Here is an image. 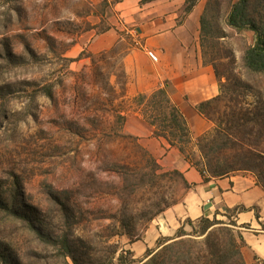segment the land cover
Listing matches in <instances>:
<instances>
[{
  "label": "rangeland",
  "instance_id": "374dc122",
  "mask_svg": "<svg viewBox=\"0 0 264 264\" xmlns=\"http://www.w3.org/2000/svg\"><path fill=\"white\" fill-rule=\"evenodd\" d=\"M238 1H196L204 60L227 87L212 130L197 137L174 122L178 107L161 89L130 91L124 45L109 50L106 39L94 49L106 28L97 0H0V264H139L143 237L193 186L169 164L172 149L206 171L204 181L215 165L229 170L226 161L243 168L237 150L264 152V75L244 61L256 35L228 24ZM251 15L263 20L264 5ZM239 83L248 88L234 92ZM232 111L254 121L227 130ZM133 119L150 127L164 157ZM220 123L235 142L228 157L211 146Z\"/></svg>",
  "mask_w": 264,
  "mask_h": 264
},
{
  "label": "crops",
  "instance_id": "0c3cea01",
  "mask_svg": "<svg viewBox=\"0 0 264 264\" xmlns=\"http://www.w3.org/2000/svg\"><path fill=\"white\" fill-rule=\"evenodd\" d=\"M190 1L97 0L102 9L99 22L102 19L106 28L93 47L105 50L106 39L109 50L124 45L122 62L130 91L139 94L167 89L192 135L201 137L213 124L200 107L219 97L222 86L216 70L206 64L202 54V9L197 2L188 11ZM148 51L155 53L157 62L150 59ZM128 125L139 127L145 142L164 157L161 145L149 138L148 125L139 119L130 120ZM169 157V164L193 186L181 205L165 211L151 226L139 247L142 253L156 249L162 237L173 238L187 219H213L218 213V219L226 218L230 209L236 212L238 225L248 227L240 228L245 242L244 264H264V187L257 176L243 171L218 178L209 175L204 181L181 152L172 149Z\"/></svg>",
  "mask_w": 264,
  "mask_h": 264
},
{
  "label": "trees",
  "instance_id": "16d2710c",
  "mask_svg": "<svg viewBox=\"0 0 264 264\" xmlns=\"http://www.w3.org/2000/svg\"><path fill=\"white\" fill-rule=\"evenodd\" d=\"M196 1H190L188 11L195 6ZM258 2L264 5V0H239L233 5L228 18V24L236 30H251L255 33L256 43L246 53L244 59L245 67L250 73L264 75V19L258 20L251 15L253 4H257ZM216 74L218 76L217 71ZM239 85L233 89L234 92L240 88H248L245 87L247 86L245 83H239ZM221 86L222 88H227L224 84ZM159 92L165 96L168 95L167 89L165 88L159 90ZM49 95L51 96V93ZM220 96L213 101L203 103L200 107L201 113L211 121H213V105H217L221 101L222 97ZM261 103L264 107V96L261 98ZM246 112L249 114L232 111L230 124L225 129L239 132L246 130L247 126L254 121L252 114L249 111ZM261 116L263 117L264 115ZM173 118L178 127H181L179 128L183 133L188 135L190 132L188 124L177 108H174ZM257 123L258 120L256 121ZM221 127L220 123L216 128V135L211 139L212 143H214L211 146L215 147L218 145V148L221 150V155H224L229 150H233L235 142L233 137ZM259 132V137L263 138L264 127ZM253 134L254 131L251 135ZM221 135H225L226 141L221 140ZM241 149L246 150L247 148L241 147ZM256 152L251 151V153L248 152L243 155L240 151H235L234 153L239 157L238 162L243 165V168L235 169L233 167L234 164L227 163L226 161V167L230 168L229 170L223 169V166L215 165L216 167L210 173V176L218 178L227 176L234 171L246 170L257 172L260 177H264V152L258 149H256ZM229 155L231 154H226V157ZM219 162L220 157H218L217 163L219 164ZM197 170L202 176L206 173V171L200 168H197ZM176 173L184 177L179 171H176ZM262 186L264 187V184ZM0 203H2L1 195ZM244 210L243 208L242 211ZM232 213H234L233 210H227V214L224 215L226 221L218 219L220 213L213 219L204 217L199 219L198 222L189 219L186 223L191 227V231H188L186 226L182 225L178 229L175 237L160 238L157 242V248L154 250L148 249L146 258L139 264H244L242 249L245 242L240 233V228L248 227L247 225L239 226L234 217L235 214L233 215Z\"/></svg>",
  "mask_w": 264,
  "mask_h": 264
},
{
  "label": "built area",
  "instance_id": "2783aa9c",
  "mask_svg": "<svg viewBox=\"0 0 264 264\" xmlns=\"http://www.w3.org/2000/svg\"><path fill=\"white\" fill-rule=\"evenodd\" d=\"M148 55H149L150 59H152V61H154V62L158 61V58H157V56L155 55L154 52L148 51Z\"/></svg>",
  "mask_w": 264,
  "mask_h": 264
}]
</instances>
